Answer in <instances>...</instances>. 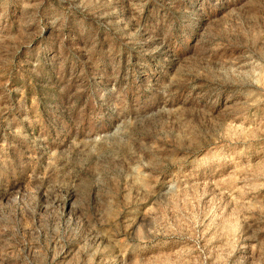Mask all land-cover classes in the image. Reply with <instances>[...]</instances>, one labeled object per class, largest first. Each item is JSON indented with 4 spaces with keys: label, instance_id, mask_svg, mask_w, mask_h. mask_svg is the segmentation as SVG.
Instances as JSON below:
<instances>
[{
    "label": "rangeland",
    "instance_id": "obj_1",
    "mask_svg": "<svg viewBox=\"0 0 264 264\" xmlns=\"http://www.w3.org/2000/svg\"><path fill=\"white\" fill-rule=\"evenodd\" d=\"M0 264H264V0H0Z\"/></svg>",
    "mask_w": 264,
    "mask_h": 264
}]
</instances>
